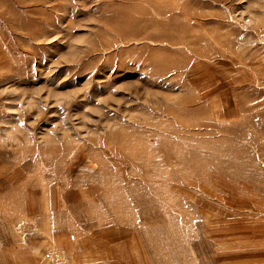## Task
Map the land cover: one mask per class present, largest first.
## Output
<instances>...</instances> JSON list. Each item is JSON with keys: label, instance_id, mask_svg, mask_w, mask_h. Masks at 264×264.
Here are the masks:
<instances>
[{"label": "rangeland", "instance_id": "obj_1", "mask_svg": "<svg viewBox=\"0 0 264 264\" xmlns=\"http://www.w3.org/2000/svg\"><path fill=\"white\" fill-rule=\"evenodd\" d=\"M0 264H264V0H0Z\"/></svg>", "mask_w": 264, "mask_h": 264}]
</instances>
